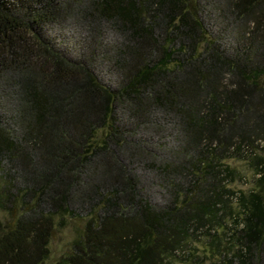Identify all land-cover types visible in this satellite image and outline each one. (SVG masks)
Listing matches in <instances>:
<instances>
[{
    "label": "trees",
    "instance_id": "16d2710c",
    "mask_svg": "<svg viewBox=\"0 0 264 264\" xmlns=\"http://www.w3.org/2000/svg\"><path fill=\"white\" fill-rule=\"evenodd\" d=\"M0 212V264H264V0H0Z\"/></svg>",
    "mask_w": 264,
    "mask_h": 264
},
{
    "label": "rangeland",
    "instance_id": "374dc122",
    "mask_svg": "<svg viewBox=\"0 0 264 264\" xmlns=\"http://www.w3.org/2000/svg\"><path fill=\"white\" fill-rule=\"evenodd\" d=\"M56 37V43L59 47L68 48L69 50L74 47L75 50L80 48L78 45V41L81 42L82 39L88 37L86 33H80V31L76 30L74 27L69 26H56L55 29L52 31ZM104 37V35H103ZM104 39V38H103ZM106 39V38H105ZM88 46H93V43L88 44ZM105 80H109L105 74H101ZM153 142H160V138L158 136L151 137ZM165 144H169V140L165 138ZM228 166L234 168L236 170V175L234 176V181L230 184V187L233 189H240L243 191H248L252 189L253 186V172L250 167L243 161L235 160V159H228L225 161ZM4 217V214L0 212V218ZM85 218H67L64 223L56 225L53 236L51 238L49 244L50 254L45 262V264H51L62 255H64L69 246L71 240L77 235V233L81 230L82 221ZM59 223V222H58ZM201 237V236H200ZM200 241H192L191 245L193 247L199 248L196 252L201 254V249L203 248L202 239ZM192 251V250H191ZM195 252V253H196ZM180 264V263H179ZM199 264H208V261H202Z\"/></svg>",
    "mask_w": 264,
    "mask_h": 264
}]
</instances>
